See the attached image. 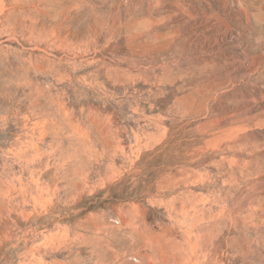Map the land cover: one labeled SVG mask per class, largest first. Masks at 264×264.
<instances>
[{"label": "rangeland", "instance_id": "rangeland-1", "mask_svg": "<svg viewBox=\"0 0 264 264\" xmlns=\"http://www.w3.org/2000/svg\"><path fill=\"white\" fill-rule=\"evenodd\" d=\"M0 264H264V0H0Z\"/></svg>", "mask_w": 264, "mask_h": 264}]
</instances>
